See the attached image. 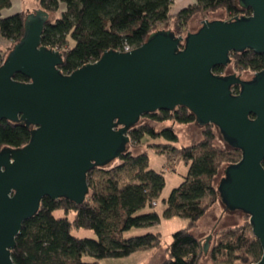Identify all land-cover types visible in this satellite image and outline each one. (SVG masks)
<instances>
[{
	"label": "water",
	"instance_id": "water-1",
	"mask_svg": "<svg viewBox=\"0 0 264 264\" xmlns=\"http://www.w3.org/2000/svg\"><path fill=\"white\" fill-rule=\"evenodd\" d=\"M238 2L251 16L205 19L185 36L159 30L141 47L106 51L69 75L58 69L62 54L42 44L49 12L27 14L25 38L0 67V122L34 127L27 146L0 153V264H15L17 238L45 198L82 204L88 173L135 149L129 133L142 116L178 107L200 129L215 125L222 147L243 152L239 164L222 169L217 206L227 227L250 216L263 250L254 264H264V70L251 82L214 73L233 52L264 55V0ZM16 74L29 82L13 80ZM212 234L201 240L205 260Z\"/></svg>",
	"mask_w": 264,
	"mask_h": 264
},
{
	"label": "trees",
	"instance_id": "trees-1",
	"mask_svg": "<svg viewBox=\"0 0 264 264\" xmlns=\"http://www.w3.org/2000/svg\"><path fill=\"white\" fill-rule=\"evenodd\" d=\"M39 2L50 14L42 44L62 54L64 63L58 69L64 75L95 63L106 51L124 50L125 46L139 48L151 34L167 30L168 27H173L172 31L177 36H185L191 32L190 23L198 16L209 19L210 15L223 11L230 20L252 14L250 9H242L238 0H197L196 4L179 13L172 11L174 0ZM63 5L65 11L61 9ZM11 6V0H0V35L10 43L6 52L0 51V61L4 62L14 46L20 44L26 36V13L21 12L7 18L1 16ZM230 67L237 73L261 72L264 70V55L255 54L251 50L233 52L230 54L229 65L216 67L214 73L221 76ZM13 80L29 82L22 74H16ZM240 90V87H235V94H239ZM144 118L155 124L197 122L196 116L185 107L145 114L130 130L133 147L142 145L146 137L179 142L174 127L156 130L152 125H143ZM203 128L201 140L188 146L173 147L169 153L175 164L179 161L186 162L189 171L182 184L166 201L164 215L166 218H185L188 225L174 233L172 243L166 248L167 259L163 264L200 263L203 244L195 237L193 230L218 201L214 182L220 169L223 165H237L243 158L241 150L233 147L225 149L216 143L215 132L218 128L215 125L209 124ZM33 133L34 127L27 124L1 121L0 153L7 148L21 149L27 146ZM149 147L161 148L162 145L149 144ZM148 160L147 153L134 155L127 150L120 159L103 167H95L87 175L89 192L80 205L61 198L53 201L52 208H47L42 201L38 212L43 214L42 219L34 226L22 228L17 238V246L12 251L14 263L99 264L98 260L103 258L128 257L138 251L161 248L160 234L124 238V233L133 227H147L160 222L155 213L136 215L148 204L153 205L165 186L163 174L148 169ZM117 161L120 164L115 165ZM57 211H63L66 216L56 217ZM71 214H74L72 220L69 218ZM74 228L94 230L98 239L75 237L72 233ZM88 254L97 261L85 262L83 257ZM209 255L213 264H254L261 259L263 250L253 235L251 224L245 223L216 233Z\"/></svg>",
	"mask_w": 264,
	"mask_h": 264
},
{
	"label": "rangeland",
	"instance_id": "rangeland-1",
	"mask_svg": "<svg viewBox=\"0 0 264 264\" xmlns=\"http://www.w3.org/2000/svg\"><path fill=\"white\" fill-rule=\"evenodd\" d=\"M210 18H219L221 20H228V16L223 11H219L215 14L210 15L209 19ZM205 19L202 16H198L193 22L190 23L189 30L193 32L199 29L201 27V22ZM166 29L167 30L170 29L174 31L173 27H168ZM6 42L8 41L0 36L1 48L5 47ZM231 73H235V72L230 67L223 74H231ZM253 75L254 74L244 73L243 78L251 79ZM144 119L147 120V122L142 123L143 125H152L156 130H162L170 126L174 127L175 131L179 136V142L171 143L163 138L153 139L150 137H146L143 141V144L140 146L133 147V145L131 144V147L135 148L134 150L130 151L132 154L134 155H139L142 153L148 154V158H149L148 169L155 171L157 173H162L165 178V186L159 197H157L154 200L153 205L148 204L144 208L140 209L136 214V215H146L149 213H155L159 216L160 222L155 225L147 226V227H139V228L133 227L124 233V238L128 239L131 237H139L147 234H160L162 237V247L159 249L152 250V252L149 253L150 255H147L148 253H146L145 251H138L128 257L103 258L98 260L99 264H161L165 259V257H167L165 249L168 247V245L172 243L174 233L181 229H184L188 225V220L185 218H181V217L166 218L164 215L165 210L167 208L166 201L169 199L172 192L182 184L184 178L186 177L189 171V166L186 162L179 161L178 163L175 164L169 153L173 147L180 148L182 146H188L191 145L193 142L202 139L204 128L200 129L197 125H195L196 123L173 124V122H165L162 124H155L149 119L146 118ZM215 133H216V143L219 146H221L220 142L218 141L219 134L217 130ZM149 144L162 145V147L153 148V147H149ZM224 166L225 165H223V167ZM223 167L220 169L219 174L217 175L214 182V186L216 189L221 179ZM43 204L47 208L53 207V201L50 200L49 198H45L43 200ZM217 205H218V201L207 211L206 215L198 222L197 227L193 230V234L199 241L210 236L211 233L213 232L212 234L213 242L212 245L210 246V249H212L213 247L214 236L216 235V233H218L221 230L231 228L223 225L222 220L226 212L222 214V210L218 209ZM55 216L58 218H63L66 216V214L63 211H57L55 212ZM42 217L43 214L40 212L34 219L26 222L23 228L34 226L39 220L42 219ZM69 218L72 220L74 218V214H71ZM245 223H250V218L244 214L241 216L237 226L244 225ZM72 233L75 237L78 238H83V239L87 238L93 240L98 239L95 231L87 228H74L72 230ZM19 241H21V239ZM83 260L88 263H93L97 261V259L90 254L85 255L83 257ZM199 264H213L210 255L208 254V259L205 260L203 254Z\"/></svg>",
	"mask_w": 264,
	"mask_h": 264
},
{
	"label": "crops",
	"instance_id": "crops-1",
	"mask_svg": "<svg viewBox=\"0 0 264 264\" xmlns=\"http://www.w3.org/2000/svg\"><path fill=\"white\" fill-rule=\"evenodd\" d=\"M11 2H12L11 8L2 12L1 16L3 18L11 17V16L18 14V13H21V12L29 14V13L35 12L36 10L43 9L39 0H11ZM196 2H197V0H174L172 11H173V13H179L183 9L196 4ZM61 9H62V11H65V6L63 5L61 7ZM9 47H10V43L6 42L4 48L3 47L1 48V46H0V51L6 52L9 49ZM145 252L148 253L147 255H150L149 253H151L152 250H147ZM166 259H167V257H165L163 262ZM163 262L161 264H163Z\"/></svg>",
	"mask_w": 264,
	"mask_h": 264
},
{
	"label": "flooded vegetation",
	"instance_id": "flooded-vegetation-1",
	"mask_svg": "<svg viewBox=\"0 0 264 264\" xmlns=\"http://www.w3.org/2000/svg\"><path fill=\"white\" fill-rule=\"evenodd\" d=\"M244 73H250V72H242V73H237V72H235V73H231V74H222L221 76H229V75H234V74H236L237 76L241 75V79H242V81H244V82H251V81L254 80V78H255V74H256V73H250V74H254L253 77H252L251 79H244V78H243V74H244ZM239 87H240V86H239Z\"/></svg>",
	"mask_w": 264,
	"mask_h": 264
},
{
	"label": "built area",
	"instance_id": "built-area-1",
	"mask_svg": "<svg viewBox=\"0 0 264 264\" xmlns=\"http://www.w3.org/2000/svg\"><path fill=\"white\" fill-rule=\"evenodd\" d=\"M133 49L130 47V46H125L124 47V50H120L121 52H130L132 51ZM4 64V61H0V66H2Z\"/></svg>",
	"mask_w": 264,
	"mask_h": 264
}]
</instances>
